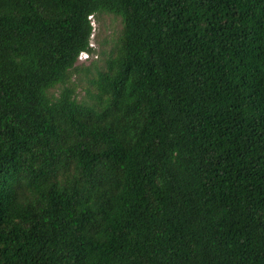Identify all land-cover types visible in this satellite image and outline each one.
Returning <instances> with one entry per match:
<instances>
[{
  "label": "trees",
  "instance_id": "1",
  "mask_svg": "<svg viewBox=\"0 0 264 264\" xmlns=\"http://www.w3.org/2000/svg\"><path fill=\"white\" fill-rule=\"evenodd\" d=\"M18 1L0 264H264V0ZM102 14L122 27L80 100Z\"/></svg>",
  "mask_w": 264,
  "mask_h": 264
},
{
  "label": "rangeland",
  "instance_id": "2",
  "mask_svg": "<svg viewBox=\"0 0 264 264\" xmlns=\"http://www.w3.org/2000/svg\"><path fill=\"white\" fill-rule=\"evenodd\" d=\"M0 10L15 14L23 11V5L18 0H0ZM94 33L91 39L93 52L84 54L79 58L78 70L72 73L71 85L75 87L80 100H88V94L94 93L91 81L97 70L105 65V59L109 55L115 39L121 29V22L114 16L102 14L93 18ZM30 36H21L17 32L0 31V70L11 71L15 63L27 59L28 51H21L20 45H30ZM90 68V73L86 70Z\"/></svg>",
  "mask_w": 264,
  "mask_h": 264
}]
</instances>
